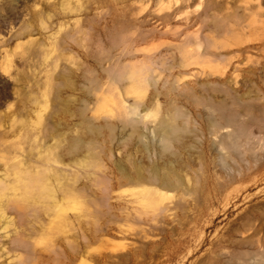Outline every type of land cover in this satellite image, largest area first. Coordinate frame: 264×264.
Masks as SVG:
<instances>
[{
    "label": "rangeland",
    "instance_id": "rangeland-1",
    "mask_svg": "<svg viewBox=\"0 0 264 264\" xmlns=\"http://www.w3.org/2000/svg\"><path fill=\"white\" fill-rule=\"evenodd\" d=\"M0 210V264H264V0H0Z\"/></svg>",
    "mask_w": 264,
    "mask_h": 264
},
{
    "label": "bare ground",
    "instance_id": "bare-ground-1",
    "mask_svg": "<svg viewBox=\"0 0 264 264\" xmlns=\"http://www.w3.org/2000/svg\"><path fill=\"white\" fill-rule=\"evenodd\" d=\"M182 1L185 2L187 0H182ZM217 8H219V6ZM198 21H199V19H198ZM203 22H204V20H202V23ZM199 23H200V21H199ZM216 27H218L219 29L222 28L219 25H216L215 28ZM117 76L119 77V76H121V74H119ZM134 111L135 110H133L132 112H134ZM174 130H175L174 127L170 123H162L161 126H160V131H161V134H162V136L164 138H166L167 136L172 135L170 133H173ZM52 158H50L52 160L51 162L55 165L52 168V170L55 171V174L53 176L55 177V179H57L59 181H61V180L64 181L63 186L61 187V189H58V191L60 192V198L56 199L55 198V191H53L52 188L50 186L46 185V184H44L42 186V188H39L37 190L36 197L38 199V202H40V204L42 205L41 206L42 218L44 220H48V222H51L56 213H61V215L59 216L60 217V221L62 223H64L65 225H67V224H69L68 223L69 222V217L67 216V214L65 212V204L64 203L72 196H75L76 198H78L79 202L82 203V185L79 183L80 187L77 190V194L76 195H72L70 187L66 183L67 179H68V174H67L68 173V169H67L65 164H62L60 162L61 154H56ZM30 179L32 180L34 178L31 177ZM45 180H47V179H45ZM74 182L76 183L77 180H74ZM47 201H49V203ZM81 216H82L81 214L79 216H77L78 236L80 238L83 237L82 230H81V219H80ZM0 219H5L3 211L0 212ZM40 222H41V220H37L36 221V223L38 225H40L42 223V222L41 223ZM34 228H35L34 225L30 226V230H33ZM21 236H22V233L20 235H17L16 240H15L17 243H19V245H23L24 244V240L22 239Z\"/></svg>",
    "mask_w": 264,
    "mask_h": 264
}]
</instances>
